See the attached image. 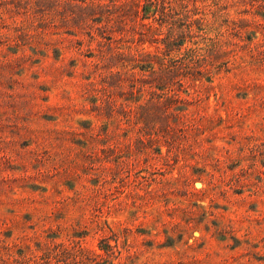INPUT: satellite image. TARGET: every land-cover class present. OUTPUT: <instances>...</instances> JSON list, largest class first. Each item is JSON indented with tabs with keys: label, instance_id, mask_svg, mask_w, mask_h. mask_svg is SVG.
I'll return each mask as SVG.
<instances>
[{
	"label": "rangeland",
	"instance_id": "374dc122",
	"mask_svg": "<svg viewBox=\"0 0 264 264\" xmlns=\"http://www.w3.org/2000/svg\"><path fill=\"white\" fill-rule=\"evenodd\" d=\"M0 264H264V0H0Z\"/></svg>",
	"mask_w": 264,
	"mask_h": 264
}]
</instances>
